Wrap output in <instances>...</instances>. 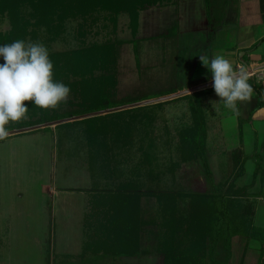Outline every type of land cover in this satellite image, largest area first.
Returning <instances> with one entry per match:
<instances>
[{
    "label": "rangeland",
    "instance_id": "obj_1",
    "mask_svg": "<svg viewBox=\"0 0 264 264\" xmlns=\"http://www.w3.org/2000/svg\"><path fill=\"white\" fill-rule=\"evenodd\" d=\"M173 5L157 3L138 11L135 32L130 11L134 6L130 3L123 4L122 11L116 14L112 5L103 0L42 2L40 8L51 9L45 21L35 24L32 19L30 32L26 33L27 43H42L51 57L61 60V67L72 66L70 60H77L80 51L83 59L89 55L102 59L107 55L106 65L105 69L98 67L95 71L94 83L90 79L80 81L83 77L69 67L58 80L71 89L67 103L62 102L56 109H43L25 102L28 107L25 119L71 112L103 91L112 100L136 102L190 86V82L185 85L188 68L184 66L188 59L183 57L185 45L180 43L183 39L178 33ZM24 8L32 10L31 5ZM224 9L211 5V25L218 24L213 22V16L221 15L218 21L224 22ZM10 11H6L8 17ZM228 24L233 26L231 21ZM8 28L9 18H5L0 29ZM104 43L114 46L110 49L100 46ZM113 54L117 55V63L108 67L107 59ZM109 72L116 73V85L105 80ZM207 90L148 103L116 116L76 119L0 140V264H93L90 260L94 259H77V255L93 236L101 239L111 236L105 217L108 212L112 215L117 212V206L122 207L128 198H119L115 203L113 195L121 192L131 200L138 193L139 200L133 204L142 207V217L148 221L142 226L140 243L147 254L129 257L104 254L97 256L98 263H106L110 258L109 264H129L132 259L133 264H163L159 248L170 244L173 228L186 231L195 214L194 209L190 211L194 203L190 201L188 207L177 191L201 192L211 186L189 143L193 141L191 134L197 131L193 104L200 105L204 117L203 141L215 182L224 186L236 183L246 188L243 190L246 195L231 197L234 207L245 204V199L253 202L258 193L264 195V176L257 177L253 170L258 158H249L242 169L233 155L237 149L244 151L239 143L248 145L247 134L243 133L240 141L241 128L237 124L243 115L225 107L214 89L211 93ZM260 126L258 123L257 127ZM151 190L172 192L168 198L156 192L152 195ZM148 192L151 194L147 195ZM166 199L170 204L174 200L187 205L183 215L181 211L174 215L188 222L174 224L165 219L160 205ZM259 201L258 209L264 206V200ZM258 218L262 221L264 216L259 213ZM194 220L197 222H190L191 227L202 229L201 216ZM237 237L240 236L233 239ZM191 240L187 237V241ZM185 246L177 249L183 251ZM223 253L220 247L218 256L223 258ZM239 258L242 259L241 255Z\"/></svg>",
    "mask_w": 264,
    "mask_h": 264
},
{
    "label": "trees",
    "instance_id": "obj_2",
    "mask_svg": "<svg viewBox=\"0 0 264 264\" xmlns=\"http://www.w3.org/2000/svg\"><path fill=\"white\" fill-rule=\"evenodd\" d=\"M53 1L54 0H0V23H2L3 19L9 18L10 24V28L0 29V45L10 44L16 40H23L25 41V43H27V41L25 40L26 33L30 32V28L32 27V19L36 20L35 24L45 21L47 18L46 16L51 9L47 8L48 6H43V8H40L41 3H53ZM174 1L176 0H103V2L112 5L111 8H113V11L116 12V14H119L120 11H122L123 4L126 3L127 6H129V3L132 4L134 8L132 10L130 7L129 8L131 14L133 15L132 27L135 32L136 30H138V14L142 9L148 7L149 5H155L157 3H174ZM57 3L58 1L56 2V4ZM25 5H31L32 10H26L24 8ZM8 9L11 10L9 17L8 14H6V11H8ZM31 11L32 13H30ZM36 11H41L42 13L40 14ZM26 15L29 16V18H27ZM119 42L117 41L116 43ZM100 46L110 49L114 46V44L104 43ZM81 54L82 52L80 51V53H78L77 55V60H70L72 66L69 67H73L75 74H79L83 77V79L80 81L90 79L91 82L94 83L96 82L95 71L99 69L98 67L105 69V57L107 55L103 56L102 59H98L96 56L92 57L90 55L89 57H87V59H83V56H81ZM49 59L53 63V72L55 71V75H53V81L58 82V80L63 77L62 75L65 73V70H67L69 67H61L60 65H63L61 60L59 61L55 57H51L50 55ZM107 62L108 67L110 65L116 64L117 55L113 54L111 58L107 59ZM3 63L4 60L0 61V64ZM105 80L108 83L110 81L111 84L116 85V73H107L105 75ZM248 83L252 85L254 90L257 91V95L259 98L258 104L256 105L255 109L264 106L263 89L260 88V86H258V84L254 80L249 79ZM211 88L196 90V92H193L191 95H196L197 93L208 91L207 89ZM130 102L131 101L124 100L123 98L121 100H112L110 99L109 95L103 91V93L96 95L93 100H89L86 103H81L82 107L76 108L71 112L56 113L54 115L43 114L42 116L34 119L24 118L20 122L8 124V129L10 130L14 128H21L27 125L48 122V120L71 117L72 115L76 114L94 112L99 109L121 106L124 103ZM199 106V104L197 106L193 104L197 120V131L196 133L191 134L193 141L188 142L192 147V151H194L197 155V158L200 159L205 169V174L208 176L209 183H211V186L208 190L201 192L182 190L177 191V193L179 194V196H183L182 198H185V201H187V205L190 201L194 203V207L190 206V211H192L193 209L195 211L194 217L192 215L191 219L193 222H197L194 219L198 220L201 216V221L199 223H203L201 225L202 229L199 230L197 226L191 227L190 222L192 221L188 222L186 218H175L174 214H176L178 211H181V214L183 215L184 210L187 209L189 205L187 208H185L187 206L186 204L184 205V203H180L174 200L170 204L167 199L162 202V205H160V210L161 212L166 214L165 219L167 221L174 224L182 223V221L188 222L189 227L186 231H180L181 229L179 230L173 228V231H171V233L173 234V238L170 240V244H166L163 246V248H159L162 252L161 261L163 264H232L234 255L232 242L234 236L239 235L240 237L246 238L247 242L249 240H252L253 238H256L260 241L261 251L258 264H264V226L262 227L254 223L256 202L258 199H256V197L263 196V193H258L255 198L253 197L254 200L251 203H248V200L245 199L243 201L245 202V204H243L242 206L238 205L240 206L238 208L234 207L231 197H233L234 195H246V193L243 191L246 188L238 187L236 183L232 185L230 183L224 186V184H217L215 182L214 175L209 163L207 150H205L203 141L205 132L204 117L203 114H201V108ZM137 107L140 108V106ZM137 107L126 108L122 109L121 111L106 114H100L95 117L84 118L82 120L103 118L112 114L116 116L123 111L134 110ZM48 128H50V126L43 129ZM255 148L256 149L252 155H248L245 153V151H241L240 149L234 151L233 155L237 157L238 160L235 162H240L238 166H241L242 169H244V164L249 159V157H254V159L256 157L258 158V160H255L256 165L254 167V173L257 177L258 175L264 176V139L262 141V145L257 143ZM259 148H261V152L258 151ZM238 154L241 156L238 157ZM154 192L166 195L169 198V195L172 191L151 190L152 195L154 194ZM121 193L122 194L118 196L113 195L114 202L119 201V198H121L122 200L123 198H126V196H128V198L130 199L126 198V201L121 204L122 207L117 206V208L115 209L117 212H114L113 215L112 213L108 212L106 213L107 217H105L106 226L111 236H108L105 239H101V236H99L98 238H94L93 236L88 244H84L83 249L77 255V258L100 256L104 254L114 256L121 255L127 257L136 256L139 254H143L146 256L147 252L144 248L141 247L140 243L142 241L143 235L142 226L148 223V221L145 219V217H142V207L133 204L134 201H136L137 199L139 200L138 193L135 194V198L133 200H131V197H129V195L124 194L123 192ZM151 193L148 192L146 194L148 195ZM231 194L233 195L231 196ZM202 211L203 214L200 215V212ZM169 218H171V221L169 220ZM152 223H154V220L152 221ZM188 231L192 233V236L188 235ZM194 235L196 238L195 242H193ZM187 237L192 240L187 241ZM185 244L186 246L184 247V249H182L184 252L177 249L179 247L182 248ZM246 246L247 244L245 245V248ZM220 247H222V249L224 250L223 258L218 256ZM66 255L69 254H65V256Z\"/></svg>",
    "mask_w": 264,
    "mask_h": 264
},
{
    "label": "crops",
    "instance_id": "obj_3",
    "mask_svg": "<svg viewBox=\"0 0 264 264\" xmlns=\"http://www.w3.org/2000/svg\"><path fill=\"white\" fill-rule=\"evenodd\" d=\"M174 4L179 27L178 33L183 39L180 43L181 46L185 45V49L183 51L181 49V51L184 53L183 57L188 59L186 66H184L188 68L185 75L187 78L185 85L190 82V86L183 89L212 81V73L209 68L203 65L200 56L211 60L213 56L221 55L233 64L234 69L244 66L248 71L247 65H249L252 68L251 72L248 71L249 77L263 89L264 95V0H176ZM213 4L225 8L226 23L225 19L222 23L218 21L222 17L220 15L213 16V22L218 24L214 26L210 24V8ZM230 21L233 26L228 24ZM198 40H200V44L196 43ZM191 48L194 52L190 50ZM185 54L191 57L187 58ZM211 87L213 88L212 85L205 88ZM212 88L209 92L213 90ZM205 96L207 95L205 94ZM258 100L257 91L254 90L250 101L243 103L237 101L238 115L240 113L243 115L242 120L237 122L241 128L240 141H243V133L247 134L245 138L248 140V145L241 142L239 146L242 149L245 148L244 151L248 155H252L257 143L262 145L264 139V106L255 109ZM258 123H261L260 128L257 127ZM255 124L257 126H254ZM247 146H249V150L246 149ZM248 160L245 167L249 162ZM259 197V200H264V195ZM259 203L261 202L259 201ZM259 203L256 205L254 223L263 227L264 218L261 221L258 215L261 213L264 216V206L258 209ZM232 247L234 249V264H236V260H238L237 264H258L261 250V243L258 239L253 238L247 242L246 238L237 237L233 239ZM240 255L242 259L239 258ZM79 258L94 259L90 262L94 261L93 264H100L97 256ZM108 260L111 259L108 258ZM108 260L102 264H109ZM141 260L146 261L144 258ZM134 262L135 260L132 259L129 264Z\"/></svg>",
    "mask_w": 264,
    "mask_h": 264
},
{
    "label": "clouds",
    "instance_id": "obj_4",
    "mask_svg": "<svg viewBox=\"0 0 264 264\" xmlns=\"http://www.w3.org/2000/svg\"><path fill=\"white\" fill-rule=\"evenodd\" d=\"M0 140L7 138L9 122L26 118L28 107L33 102L43 109H56L67 103L71 93L63 82L53 81V63L42 43H25L16 40L0 45ZM203 65L212 73V86L225 107L237 110V101H250L254 89L248 83L250 77L244 66L234 69L233 64L221 55L209 60L200 56Z\"/></svg>",
    "mask_w": 264,
    "mask_h": 264
},
{
    "label": "water",
    "instance_id": "obj_5",
    "mask_svg": "<svg viewBox=\"0 0 264 264\" xmlns=\"http://www.w3.org/2000/svg\"><path fill=\"white\" fill-rule=\"evenodd\" d=\"M247 69H248L249 72L252 71V68L249 65H247ZM212 83H213L212 81L204 82V83L197 84L196 86H193V87H190V88H187V89H182V90H179V91L171 92L169 94H164V95H161V96H158V97L146 98V100H140V101L131 102V103H124L121 106H115V107L99 109V110L94 111V112L76 114V115H72L71 117H65V118H59V119H54V120H48V122L37 123V124H33V125H27V126H23L21 128L10 129L9 130V135L15 134V133H22L23 131H26V130H33V129H38V128H46L48 126L58 125V124L70 122V121H73V120H76V119H84V118H89V117H95V116L100 115V114H106V113L121 111L122 109H126V108L144 106V105H147L148 103L160 102V101L168 100V99L180 96V95L196 92V90H198V89H202V88L211 86Z\"/></svg>",
    "mask_w": 264,
    "mask_h": 264
}]
</instances>
